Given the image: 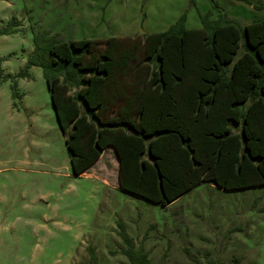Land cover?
I'll list each match as a JSON object with an SVG mask.
<instances>
[{"label": "rangeland", "instance_id": "obj_1", "mask_svg": "<svg viewBox=\"0 0 264 264\" xmlns=\"http://www.w3.org/2000/svg\"><path fill=\"white\" fill-rule=\"evenodd\" d=\"M215 1L240 25L264 19V0ZM209 10L210 0H0V264H130L121 226L151 264H264V185L202 182L161 206L119 187L112 150L75 175L42 67L19 75L36 36L144 35L183 13L197 28Z\"/></svg>", "mask_w": 264, "mask_h": 264}, {"label": "trees", "instance_id": "obj_2", "mask_svg": "<svg viewBox=\"0 0 264 264\" xmlns=\"http://www.w3.org/2000/svg\"><path fill=\"white\" fill-rule=\"evenodd\" d=\"M210 1L216 17L200 14L197 28L183 13L144 35L35 37L19 75L42 67L73 174L111 147L119 187L161 206L202 182L264 185V19L240 25ZM119 234L130 264H151L124 227Z\"/></svg>", "mask_w": 264, "mask_h": 264}, {"label": "crops", "instance_id": "obj_3", "mask_svg": "<svg viewBox=\"0 0 264 264\" xmlns=\"http://www.w3.org/2000/svg\"><path fill=\"white\" fill-rule=\"evenodd\" d=\"M107 150H112V148H111V147H107L106 149H104V151L101 153L100 157H99L96 161H98L101 157H103L105 151H107ZM112 152H113V150H112ZM113 153H114V152H113ZM116 160H117V158H116ZM117 162H118V160H117ZM94 163H95V162H94ZM94 163H93L91 166H93Z\"/></svg>", "mask_w": 264, "mask_h": 264}]
</instances>
